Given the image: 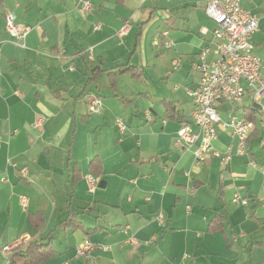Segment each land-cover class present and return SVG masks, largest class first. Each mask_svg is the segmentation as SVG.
Here are the masks:
<instances>
[{
    "label": "crops",
    "instance_id": "1",
    "mask_svg": "<svg viewBox=\"0 0 264 264\" xmlns=\"http://www.w3.org/2000/svg\"><path fill=\"white\" fill-rule=\"evenodd\" d=\"M208 1L0 0V264L50 239L39 264H264V111L251 94L235 110L222 104L223 118L256 121L248 153L229 161L198 163L194 146L176 143L183 122L199 132L189 90L200 53L217 58ZM241 4L259 20L264 74V0ZM217 131V150L236 149L230 129ZM70 215L82 227L63 224ZM86 239L94 247L79 255Z\"/></svg>",
    "mask_w": 264,
    "mask_h": 264
},
{
    "label": "built area",
    "instance_id": "2",
    "mask_svg": "<svg viewBox=\"0 0 264 264\" xmlns=\"http://www.w3.org/2000/svg\"><path fill=\"white\" fill-rule=\"evenodd\" d=\"M243 0H209L205 9L212 17L217 27L214 30L217 58L207 60V54L211 52L206 47L201 53V62L196 64L200 73V80L195 89L189 90L193 98L192 118L199 128L194 132L188 122H183L178 129L176 143L182 146H194V154L198 163H203L208 157L216 156L229 161L234 154L248 153L249 140L255 130L256 121L246 115H238L231 112L228 118L221 116L222 104H228L231 110L243 103L246 95L251 94L254 104H259L264 111V74L262 61L254 52L252 41L253 34L259 28V20L248 10L242 7ZM90 2L83 4L84 11L90 9ZM96 26L95 28H99ZM9 33L16 38H25L28 29L20 26L7 17ZM126 27L123 28L122 33ZM159 42L156 41V44ZM169 46V43L166 44ZM180 64V59H175ZM100 100L93 99L90 103L92 111L98 110ZM43 119L37 122L41 126ZM122 129L125 128L120 123ZM218 128H228L232 136L237 140L236 149L232 145L225 152L214 147L217 139ZM24 172L26 169L23 168ZM90 189L93 190L97 179L89 178ZM26 204L25 197L21 198ZM233 201L247 204V199L236 195ZM94 244L86 239L77 247L79 255L89 254ZM4 250H11L12 246H5Z\"/></svg>",
    "mask_w": 264,
    "mask_h": 264
},
{
    "label": "trees",
    "instance_id": "3",
    "mask_svg": "<svg viewBox=\"0 0 264 264\" xmlns=\"http://www.w3.org/2000/svg\"><path fill=\"white\" fill-rule=\"evenodd\" d=\"M123 70H134V68L132 66H123ZM112 73L110 74L111 77ZM112 78V82H114V78ZM168 109H169V105H168ZM172 117H174V115L172 114ZM249 117H251V119H255L253 114H249ZM99 164L100 161L97 158H94L92 160V169L96 170L99 169ZM77 217L75 215H70L64 222L63 224L65 225H76L78 227H82V225L80 223H78ZM31 222L33 225H35L36 221L35 218L32 216L31 217ZM211 230H217V225H211L210 226ZM51 239L50 241H48L47 243L42 242L41 240L39 241H34L31 242L28 247L25 250H21V251H17L10 259L8 264H39L40 262H42L43 260L47 259L50 257V255L52 254L53 248L51 245Z\"/></svg>",
    "mask_w": 264,
    "mask_h": 264
},
{
    "label": "rangeland",
    "instance_id": "4",
    "mask_svg": "<svg viewBox=\"0 0 264 264\" xmlns=\"http://www.w3.org/2000/svg\"><path fill=\"white\" fill-rule=\"evenodd\" d=\"M175 68L176 67H172V69L173 70H175ZM166 79H161L160 81H159V83H160V88L162 89V86H164V81H165ZM176 76H173V77H171L170 78V80H169V83H170V85H174L175 83H176ZM125 82V81H124ZM126 83H127V87L129 88V89H138V90H141L142 88L139 86V85H137V84H133V83H131L130 84V82L129 81H126ZM149 83H151L152 84V82H149ZM157 85H158V83H157ZM156 85V86H157Z\"/></svg>",
    "mask_w": 264,
    "mask_h": 264
},
{
    "label": "water",
    "instance_id": "5",
    "mask_svg": "<svg viewBox=\"0 0 264 264\" xmlns=\"http://www.w3.org/2000/svg\"><path fill=\"white\" fill-rule=\"evenodd\" d=\"M255 107L260 109V105L259 104H255Z\"/></svg>",
    "mask_w": 264,
    "mask_h": 264
}]
</instances>
